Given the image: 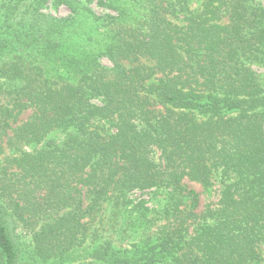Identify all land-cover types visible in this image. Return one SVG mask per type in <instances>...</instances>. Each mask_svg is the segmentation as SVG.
<instances>
[{
	"label": "trees",
	"instance_id": "obj_1",
	"mask_svg": "<svg viewBox=\"0 0 264 264\" xmlns=\"http://www.w3.org/2000/svg\"><path fill=\"white\" fill-rule=\"evenodd\" d=\"M49 1L46 67L0 69V264H264V5Z\"/></svg>",
	"mask_w": 264,
	"mask_h": 264
},
{
	"label": "rangeland",
	"instance_id": "obj_2",
	"mask_svg": "<svg viewBox=\"0 0 264 264\" xmlns=\"http://www.w3.org/2000/svg\"><path fill=\"white\" fill-rule=\"evenodd\" d=\"M84 1V0H83ZM122 1V0H120ZM264 5V0H259ZM96 15H103L109 10L103 5H99L96 0L86 2ZM123 6L129 7V2L124 0ZM69 13L65 6L54 7L49 0H0V69L7 70L14 63H18L33 72L42 71L46 67L47 60H44L41 51L45 46V31L48 26L47 19L50 17H64ZM98 45L101 43H97ZM102 63L110 65L107 58H102ZM260 70L259 68H257ZM4 76H0V81L5 82ZM4 88V87H3ZM1 90H5L1 89ZM3 103V102H1ZM9 119L10 128L8 134H12L13 129L27 121L33 113L31 108L22 109ZM59 140L60 135H56ZM3 152L0 153V161L3 162L10 153L5 142L6 137L2 136ZM40 146L39 143L24 145L23 150L30 152ZM189 187L200 193L199 209L208 200H215L212 196L202 194V186L199 183L184 179ZM76 260L74 262L77 263Z\"/></svg>",
	"mask_w": 264,
	"mask_h": 264
}]
</instances>
